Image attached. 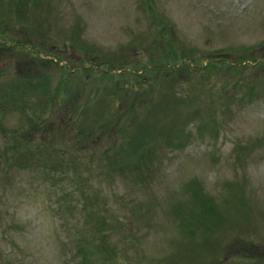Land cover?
<instances>
[{"label": "rangeland", "instance_id": "obj_1", "mask_svg": "<svg viewBox=\"0 0 264 264\" xmlns=\"http://www.w3.org/2000/svg\"><path fill=\"white\" fill-rule=\"evenodd\" d=\"M17 2L0 0V12ZM9 23L14 39H34L42 57L67 64L115 57L123 64L132 59L142 65L150 58L164 59L171 38L175 49H193L195 65L185 63L173 71L185 83L175 85L172 92L185 96L187 103L164 110L161 102L163 109L146 116L145 121L163 133L147 125L155 131L147 146L158 142L152 162L140 172L114 163L117 151L113 153L111 139H94L86 146L77 143L76 136L82 135L77 128L80 117L76 129L73 118L64 122L60 117L79 103L75 102L79 97L68 98V107L57 106L46 116L47 125L62 122L60 130L66 134L56 128L48 140L47 131L35 130L28 135L32 139L28 146L44 142L35 151L38 156L10 166L2 155L17 139L12 136L18 135L20 142L30 139L21 136L22 112L12 104L4 106L0 264H209L219 255L215 264H264V0H26ZM35 24L43 30L33 29ZM3 49L0 67H10V77L41 76L46 74L43 67L55 83L63 77L51 64L47 70L49 63H33L24 52ZM51 49L58 55L52 56ZM246 58L260 65L239 72L237 67ZM207 59L217 63L206 65ZM130 68L132 72L134 67L126 64ZM82 77L73 76L75 95L81 97L89 83L99 82V76ZM140 81L137 86H142ZM81 83L87 84L85 89ZM252 86L256 94L249 100L245 93ZM120 98L107 99L104 112L118 107L119 100L125 111ZM147 104L152 101L136 105L138 114L149 109ZM187 111L192 117L185 120ZM177 114L180 126L171 118ZM96 120L87 113L84 122L89 127ZM178 126L183 134L174 137L172 145L165 143ZM52 147L56 152L48 159L44 154ZM101 218L106 223L102 227ZM208 226L211 230H206ZM188 242L215 245L214 253L182 245ZM81 248L93 251L88 263L80 260ZM108 249L114 257L101 252Z\"/></svg>", "mask_w": 264, "mask_h": 264}, {"label": "trees", "instance_id": "obj_2", "mask_svg": "<svg viewBox=\"0 0 264 264\" xmlns=\"http://www.w3.org/2000/svg\"><path fill=\"white\" fill-rule=\"evenodd\" d=\"M25 1L26 0H18L15 6L9 4L10 9L8 8L6 10L5 8V12H0V49H5L6 47V49H10L13 52H24L29 61H32L33 63L36 61L46 64L49 63L46 67L47 70L48 66H50L51 64L54 66L53 71L56 72L59 70L58 73L60 75H63V77L61 80L55 83L52 78V73L50 71H46V69H44L45 67H43L42 70L44 71L43 73L46 74H42L41 76L40 74L26 75V73H24L21 76L10 77V74L13 75L9 72L10 67H0V121L5 114L6 108H4V106L6 104H12L13 107L20 110L24 116V125L20 127V131L23 132L21 136L24 137L27 134V139H30L20 142V140L18 139V135L14 134L12 137H17L15 142H12L11 145L9 144V146L5 147V149L3 150L4 153L2 156L5 158L4 162H8L10 166L12 164L21 165V159H31V156H38V152L35 151L40 149L44 142L40 141L34 148L28 146L32 145L29 144L32 139L28 135L34 133L35 130L38 129L45 130L48 133L56 128L60 130V128L62 127V122L59 124L51 123L50 125H47V121H50V119L46 118L47 114L49 112H54V109H56L57 106L68 107L67 104L69 99H78L79 97V99L75 101H79V103L70 106L69 109L67 108L65 110V114L60 117V120L62 119L64 120V122L65 120L68 121L69 117L73 118L74 122L78 119V117H80L81 121H78L79 124L77 128L80 133L82 132V135L80 134L79 136H76L75 139L80 137L79 139H77V143H79V145L82 144L83 146H86L87 144H90L92 141H94V139L97 142H100V140L103 141L111 139L113 140L112 144L113 148L115 149L113 153L116 154L117 151L115 158H113L115 159L114 163H116V165H129L127 166L128 168H132L140 172L142 166L152 162V153L154 152L158 141H153L151 142V146H147V143H149L147 142V140H149V137H154L155 131L153 129L159 131L161 134L163 133V129H158L152 123H147L145 121L146 116L148 115L149 117V114H152L151 112H153L157 108L163 109V107L159 105L161 102L165 103L166 107L164 108V110H169L172 108L175 109L176 106L187 100L185 96H178L177 91L173 93L172 88L179 83H185V80L178 79V75L174 74V72L177 71V68H184L183 65L185 63L188 64V66L190 65L192 67L195 65L193 49L179 51L175 49L174 43L172 42L171 38H168L166 42L167 56L164 59L150 58L149 62L142 63V65L141 62L132 61V59L127 60L126 64H130L131 67H134L132 72H130L131 68L130 70H127L126 64L118 62V59L115 57L109 59H86L83 62L81 61V63L74 61L73 63H75L76 65H72L71 63L67 64V62L65 63L63 62L64 60L61 59H45L44 57H42V53L34 48V39L29 40L28 38L25 40H19L14 39V37L9 35V33L14 32V27L11 25V23L8 24V21L13 17L14 11L16 12L18 10H23ZM149 8L153 9V6H149ZM16 21H18V19ZM20 22L21 20L18 21V23ZM15 24L17 25V22H15ZM162 25L165 28L163 23ZM17 26H19V24ZM32 28L38 30L39 32L43 30L40 24H35L34 26H32ZM27 29L28 28L24 30ZM25 35V37H27V35L29 36V34L27 33ZM73 38V43H77V38L75 35L73 36ZM68 42L69 41H67L66 43L64 42L63 45L66 46ZM77 47L88 54L90 53V51L86 50L85 47ZM51 50L52 56L55 57L58 55L56 50ZM190 51H192L193 53ZM53 52H56L57 55ZM189 60L193 61L190 62ZM218 60H221V63L224 62V60H222L221 58H219ZM255 62V59L253 60L246 58L243 61L244 65H241L240 62L237 68L239 69V72H241L244 69L246 70L253 67H258L260 64L257 63L254 66ZM61 63H63V65H61ZM213 63H217V61L207 59L206 65H212ZM123 65H125V67H123ZM222 65L224 66V64ZM158 67L165 68V71H160ZM129 73L133 74L134 78H129ZM73 76H80L81 78H83L82 76H86L92 79H95L99 76V82L98 80H96L89 83V91L84 94L83 97H81L80 95L76 96ZM137 78L138 80H141L140 82L142 86H137ZM100 79L102 81H100ZM84 82L86 83L85 80ZM261 83H264V78L261 80ZM252 84L254 85V83ZM86 85L87 84L81 83V89H85L83 86L86 87ZM247 90L248 93H245V96L250 100V98L252 96H255L256 94L254 92V86L248 88ZM155 91H157V95L154 93ZM119 96L121 97L120 99L123 98L125 108H127L128 110L126 109L125 111H123L121 109V100H119L118 104L120 105L118 107L115 106L114 108H112L110 113L104 112V103L107 101V99L113 100L114 97L117 98ZM60 98L62 100V103L58 104ZM81 100L83 101V103L81 102ZM149 101H152V104H150V106L149 104H147L149 106V109L142 108L143 110L141 109L140 114H138L139 111H136V105H138V103L146 104ZM150 107H152L151 110ZM106 108L108 109L109 106H107ZM142 111H145V113H142ZM87 113L97 119L92 125H89V127L84 122L85 115ZM191 115L192 111H187V113L185 114V120L190 119L192 117ZM140 117H142V120H139ZM171 118L174 119L173 123H176L179 126L181 125V123H183H180V121L182 120H179L178 114L171 115ZM76 122L74 124L75 129ZM133 123L134 127L135 124H137V126H140V130H135L132 126ZM45 125H47L48 127ZM147 125L152 126L153 129ZM175 126L176 125H174V127ZM179 126L177 127L178 130H175V128L171 129L169 135L167 136V139H164L165 143L172 145V143L174 142L173 138L179 136L180 133L183 134L184 130ZM60 131L61 133L62 131H64V134H66L65 130ZM49 136L50 133L47 137L48 140L52 137ZM49 149L50 153L44 154V156H47L46 158L48 159L49 156L53 155V152H56V150H53V147ZM98 224L102 227L106 223L105 220L101 218ZM187 225L188 223L185 222L184 227H186ZM206 230H211V227L208 226ZM191 240L193 241L192 238ZM213 242L216 243V240L213 239ZM182 245H187V247L196 245L198 250H202L210 255H213L214 251L212 247L215 246L211 244L197 245L196 243L195 245H192L191 242ZM104 248L105 247H103V249ZM80 251V260L83 263H88L90 256L89 254H91V252L93 251L86 252L84 248H81ZM101 252L105 253V256L107 255L108 258L114 257L112 250L109 251L108 249V251L106 252L101 250ZM221 252H223V250H221ZM219 256H214L215 258L209 264H215L214 262H216L218 258L220 259ZM204 258H206L205 254L202 255V260ZM203 263L206 264V262L204 261ZM148 264L151 263L148 262Z\"/></svg>", "mask_w": 264, "mask_h": 264}]
</instances>
